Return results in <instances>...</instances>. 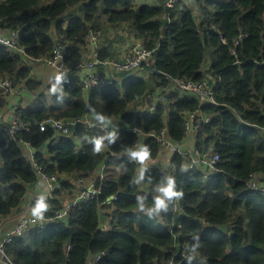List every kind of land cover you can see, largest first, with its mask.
Masks as SVG:
<instances>
[{"label":"trees","instance_id":"trees-1","mask_svg":"<svg viewBox=\"0 0 264 264\" xmlns=\"http://www.w3.org/2000/svg\"><path fill=\"white\" fill-rule=\"evenodd\" d=\"M165 2L0 0V31L16 30L18 46L33 59L49 56L54 41L60 40L67 69L59 82L50 81L39 90L42 83L20 56L0 45V79L8 77L35 95L32 105L15 111L25 128L12 140H0V217L22 201L25 185L43 175L58 177L60 189L49 200L57 210L62 206L59 197L73 188L61 174L75 173L84 180L102 168V178L93 184L97 193L65 220L15 236L5 245L15 263L89 264L103 252L95 264H188L186 256L198 236L201 246L191 264H264V195L247 186L252 174L264 180V0H195L192 6L180 3L171 9ZM102 20L128 24L142 45L154 51V60L146 78L124 74L112 85L84 93L76 65L83 60L88 31L100 28ZM206 56L215 104L199 106L192 96L172 91L153 114L129 110L144 94L166 89L168 78L201 80ZM53 86L55 93L50 91ZM5 104L0 90V108ZM89 106L119 117V137L111 144L105 140L104 152L93 151L85 139L92 138V131L81 123L68 126L67 134L39 129L46 118L93 116ZM198 107L212 119L197 133L195 147L219 154L218 171L208 180L199 171L185 170L177 154L168 157L175 171L162 170L153 163L157 144L150 137L142 139L152 153L142 183L154 187L172 176L176 190L184 193L168 208L178 204L182 213L161 211L158 221L138 210L137 195L146 196L147 207L157 194L132 182L137 163L127 153L134 151L137 138L126 124L157 131L165 113L170 138L180 141L183 114Z\"/></svg>","mask_w":264,"mask_h":264},{"label":"built area","instance_id":"built-area-1","mask_svg":"<svg viewBox=\"0 0 264 264\" xmlns=\"http://www.w3.org/2000/svg\"><path fill=\"white\" fill-rule=\"evenodd\" d=\"M195 0H166L165 7L173 8L177 4L183 3L187 6H192ZM102 36V30L90 29L85 37V47L89 48V55L87 59L82 60L76 65V70L81 72L80 88L86 93L92 89L101 90L109 85L114 84L117 80H120V74H140L142 72L147 73L146 68L149 67L154 60V51L148 49L141 43L135 44L127 55L120 59L101 57L99 53V43ZM238 39H234L233 45H237ZM0 45L16 53L20 56L23 65L31 68L33 62H40L46 67L54 68L64 73L67 71L63 64L64 56V44L60 40H55L51 49L50 55L43 59H33L27 56L24 50L18 46V32L16 30H9L6 34H2L0 31ZM234 53L233 49L231 50ZM204 77L201 80H187L180 77L168 78L169 85L163 92L158 94H149L148 103L145 100L143 104L138 108L140 111L147 113H154L157 107L166 101V96L172 91H179L184 95L192 96L198 103L202 105L204 103L215 104V97L213 91V81L211 76L203 71ZM146 77V75H144ZM0 90L4 97L13 94L14 84L8 77L0 79ZM148 94V93H146ZM136 110V109H135ZM212 119V115L204 113L198 107L195 110L185 112L183 114V139L175 141L171 139L167 133L166 127L160 128L157 132L144 131L140 125L136 123H127L126 128L129 132L137 136L136 142L133 144L134 150H137L142 144V139L150 137L158 146V154L179 155L182 157L183 167L187 171H199L201 173L202 180L206 181L215 172L218 171L217 162L219 160V154L212 149L201 150L195 147L196 135L202 129V127L209 123ZM77 123L83 124L89 131H92L91 136L95 137L98 134L105 135L107 132H115L116 139L119 137V131L109 128V126H103L96 120L90 118L89 115H85L78 118L69 120H57L54 118H46L43 120L39 129L41 131L47 128L53 129L56 134H67L68 126L75 125ZM25 128V123L14 112L9 121L4 122L2 114L0 113V140H12L16 133ZM108 141L106 140L105 143ZM30 156L31 153H30ZM150 162V160H149ZM148 161H145L147 168L151 165ZM136 163V162H135ZM159 168L167 170L169 174L175 171V166L169 161L167 165ZM140 166L137 164V167ZM100 173L99 178H102ZM42 180L45 183V190H40L34 198L26 206L25 211L19 217V219L12 226L11 230L6 233L0 239V264H17L15 263L8 253L6 252L5 245L10 243L15 236H24L27 232L35 228H42L46 224L55 223L58 220H65L70 211L81 202L88 200L91 196L97 193V189L94 185L84 186L80 194L72 199H67L62 202V206L59 209H54L49 203L52 199L53 192L60 189V182L57 176H42ZM84 180L80 179L79 184L83 185ZM250 191L259 192L264 195V180L260 181L252 174L250 180L247 183ZM39 196H44L46 202L49 204L48 211L43 213V218L38 219L32 215L31 209L35 204L36 199ZM60 199V197H59ZM172 215L179 216L182 210L178 204H174L171 210ZM167 211V212H168ZM163 213H167L162 211ZM160 215H154L158 221H160ZM69 248V246L67 247ZM103 252L97 253L90 258L89 264H95V262L102 257ZM185 256V252L182 254ZM162 264H172L171 261L164 262Z\"/></svg>","mask_w":264,"mask_h":264},{"label":"crops","instance_id":"crops-1","mask_svg":"<svg viewBox=\"0 0 264 264\" xmlns=\"http://www.w3.org/2000/svg\"><path fill=\"white\" fill-rule=\"evenodd\" d=\"M149 1V0H148ZM156 2V0H152L153 3ZM101 26L100 29L102 30V36L100 38V43H99V51L101 50V53L105 55V58H114V59H120L124 57L125 55L128 54L130 49L137 43H141V40L136 38L134 36V33L128 29V24H121L119 26L113 25L109 23L106 20H102L100 22ZM3 35L7 33V31H2L1 32ZM89 55V48L85 47L84 48V53H83V60L87 59V56ZM210 58L208 56L205 57L204 64L202 66V71H206L209 74V60ZM32 76L42 83V86L40 87L39 90L43 89L44 84L57 80V76H63L65 75L66 72L62 73L57 69L54 68H49L43 65L40 62H33L32 67L30 68ZM77 76L81 77V72L76 70ZM143 76L146 75L145 72L141 73ZM124 74H121L120 76L122 77ZM147 76V75H146ZM146 78V77H145ZM14 92L13 94L4 97L6 104L0 108V113L2 114V119L4 122H7L10 120L12 114L16 111L17 108L19 107H26L32 105V102L35 99L34 93H30L29 91L25 90L22 84H15L14 85ZM164 89H158L152 94H158L163 92ZM87 93V92H86ZM179 93V91H177ZM151 93L144 94V96L141 98V100L134 102L129 105V110L132 112L135 111H140L138 108L145 102L148 103V98L150 97ZM180 95H184L182 93H179ZM167 102L165 101L164 103L160 104L162 108ZM136 109V110H135ZM151 114V113H150ZM153 114V113H152ZM90 118L94 119L92 115H89ZM107 116L110 120L111 123L108 124L109 128L115 129L119 131L117 128V123L119 122V117L114 116V115H105ZM95 120V119H94ZM161 121H162V127H166L167 129V124H166V114L164 113L161 115ZM141 126V125H140ZM142 127V126H141ZM143 129V127H142ZM144 130V129H143ZM145 131V130H144ZM158 131V130H157ZM157 131H152V132H157ZM264 132V129H262ZM168 133V129H167ZM169 135V133H168ZM136 136V135H135ZM170 137V136H169ZM137 138V136H136ZM172 139V138H171ZM183 139V138H182ZM105 149L102 151L104 152ZM31 153H33L31 151ZM26 154H29L28 149L26 148ZM168 156L166 153L164 154H158L156 159L154 160V164L160 165V167H163V164L165 163L164 159L167 158ZM163 159V160H162ZM101 167L99 166L98 169H96L94 172H92L88 177L84 178L83 183L85 185H93L95 183V180L98 177V174L101 171ZM139 169L140 166L137 167V176L139 174ZM76 176V178L74 177ZM61 179L68 180L72 179V194H74V185L76 184L77 180V175L75 173L72 174H61L60 175ZM79 184V183H78ZM80 185V184H79ZM159 185V184H158ZM156 185V186H158ZM26 186V194L23 197L22 201L16 206L10 214L0 217V239L8 233L12 226L15 224V222L19 219V217L23 214V212L26 209V206L29 204V202L34 198V196L40 191L45 189V183L42 180H39L38 182L34 184H27ZM139 188L146 190V191H151L153 187H148L142 183V181L139 183ZM153 192V191H152ZM155 193H157L155 191ZM159 193H157L158 195ZM67 199H70V195L67 193L66 197Z\"/></svg>","mask_w":264,"mask_h":264},{"label":"clouds","instance_id":"clouds-1","mask_svg":"<svg viewBox=\"0 0 264 264\" xmlns=\"http://www.w3.org/2000/svg\"><path fill=\"white\" fill-rule=\"evenodd\" d=\"M56 79L57 82H59L61 76H57ZM50 91L55 93L56 91H58V89L53 86ZM89 110L92 112L94 119L99 122V124L106 127L108 124L111 123V120L107 116L101 113H97L95 109L91 108L90 106ZM85 139L88 143H91L93 145V151L95 153H101L105 148H107V145H105L104 141L107 140L109 144L113 143L116 139V134L115 132H107L105 135H98L90 139L88 137H85ZM127 155L130 160L135 161L137 164L140 165L139 174L132 181L135 184H139L141 181L144 180V172L147 168L145 161L151 160V150L148 145L141 144L137 150L131 151L127 153ZM155 191L159 194L153 196L151 205L147 207L145 206L146 196L137 195L136 197L138 210L140 212H146L149 217L153 215H159L161 211L167 212L169 204L173 200L181 199L184 195L183 191L176 190V181L172 176H166L164 181L157 186ZM48 209L49 204L46 202L45 197L39 196L31 209V213L36 218L42 219L43 213L48 211ZM195 239L197 240V242L190 246V254L186 256L188 264H191V261L196 256L194 255V253H197V250L201 246V242L199 241L198 236L195 237Z\"/></svg>","mask_w":264,"mask_h":264},{"label":"rangeland","instance_id":"rangeland-1","mask_svg":"<svg viewBox=\"0 0 264 264\" xmlns=\"http://www.w3.org/2000/svg\"><path fill=\"white\" fill-rule=\"evenodd\" d=\"M149 2H152V0H149ZM120 75H121V74H120ZM120 75H118V76H120ZM120 77H121V76H120ZM162 160H163V159H162ZM164 161H165V163L163 164V166L168 164L169 159L167 160V158H166V159H164ZM74 177L76 178V176H74ZM72 179H73V178H72ZM72 179H70V181H71ZM78 182H79V180H78V178H77V180H76V184L74 185V194H73V195H71V194H72L71 191H70V192H68V191L63 192L62 197L60 198V199L62 200V202H64L66 198H69V196L66 197L67 193L70 195V197H71L70 199H72L73 197L75 198V197H77V196L80 194V192H81V190L84 188V186H89V185H85V184H83V185H79ZM71 183H72V181H71ZM156 188H157V186H154V187L151 189V192L153 191V192L155 193V189H156ZM157 193H158V192H157ZM157 193H156V194H157Z\"/></svg>","mask_w":264,"mask_h":264}]
</instances>
